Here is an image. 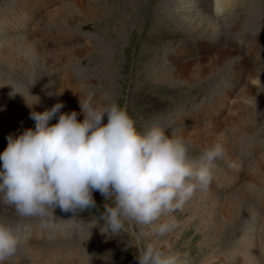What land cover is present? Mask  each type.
I'll return each instance as SVG.
<instances>
[{"label": "rangeland", "instance_id": "374dc122", "mask_svg": "<svg viewBox=\"0 0 264 264\" xmlns=\"http://www.w3.org/2000/svg\"><path fill=\"white\" fill-rule=\"evenodd\" d=\"M219 1L221 14L214 0H0V153L10 134L34 129L30 111L62 102L61 112L79 114V97L106 96L126 107L138 131L158 125L188 142L194 158L223 147L210 190L175 212L176 228L160 239L190 264H264V65L246 47L254 52L264 37V0ZM237 16L247 37L232 33ZM7 83L24 94L19 107L2 103ZM8 111L16 116L1 115ZM93 198L103 211L101 194ZM98 211L72 217L57 208L45 228L0 203V223L24 241L6 264H138L135 240L102 233Z\"/></svg>", "mask_w": 264, "mask_h": 264}, {"label": "clouds", "instance_id": "9594fccd", "mask_svg": "<svg viewBox=\"0 0 264 264\" xmlns=\"http://www.w3.org/2000/svg\"><path fill=\"white\" fill-rule=\"evenodd\" d=\"M11 87L10 96H24ZM64 107L57 102L42 113L30 111L34 129L7 137L0 153V203L48 228L57 208L72 217L98 211L93 198L98 191L105 201L96 217L103 222L100 231L133 238L138 264H190L187 253L174 251L160 238L176 228L175 212L197 191L210 190L222 146L207 147L194 158L183 138L169 137L155 124L138 131L126 107L95 92L79 97L82 122L76 111L61 112ZM148 236L157 239L145 242ZM23 244L10 226L0 223V264Z\"/></svg>", "mask_w": 264, "mask_h": 264}, {"label": "bare ground", "instance_id": "6f19581e", "mask_svg": "<svg viewBox=\"0 0 264 264\" xmlns=\"http://www.w3.org/2000/svg\"><path fill=\"white\" fill-rule=\"evenodd\" d=\"M131 1V0H130ZM121 2V1H120ZM138 2V1H137ZM220 1L219 0H214V3H215V13L216 14H221L223 11H224V4H222L221 2L219 3ZM132 3V2H131ZM96 6V5H95ZM137 9V8H136ZM253 11V9H251V8H249L248 10H247V12H252ZM67 13L69 14V18H71V17H73L74 15L72 14V12H71V10L69 9V11H67ZM134 13V12H133ZM145 14V13H144ZM236 21V23H235V25L233 26V29L235 30L234 32H232L233 33V35L234 34H239L240 33V35L239 36H248V33H247V31H245L246 30V28H244V24H243V19L241 18V17H239V16H237V19L236 20H234L233 22H235ZM133 22H134V20H133ZM142 23V22H141ZM242 29V30H241ZM207 32H209V31H207ZM242 32V33H241ZM218 34V32L216 31L214 34H213V36L214 35H217ZM210 36H212L211 34L208 36L209 38H212V37H210ZM263 36V35H262ZM252 38V37H251ZM261 38V37H260ZM237 40H240V41H245V38H243L242 37V39H235V41H237ZM247 40H249L250 41V36L247 38ZM255 40V39H254ZM247 47V50H248V53L247 54H252L251 55V57H252V60H253V64L254 65H257L258 63H256V61L258 62V61H262V63H263V60H264V37H263V39L261 38V40H259V41H256L255 42V48H256V50L253 52L252 50H253V48H252V46L251 45H247L246 46ZM222 55L223 56H227L228 57V59L229 58H231L232 57V55H234V53H233V51H229L228 49L227 50H224V52L222 53ZM249 56V55H248ZM245 57H246V55H245ZM245 57L244 56H240V54L238 55V58L242 61V60H245ZM246 59H247V57H246ZM248 60V59H247ZM249 62V61H248ZM249 63H251V62H249ZM251 63V64H252ZM261 63V65H264V64H262ZM260 64H258L257 66H259ZM213 66H214V63L212 62V65H211V67H212V70H214L213 69ZM211 67L210 66H208L207 68H205L204 69V71H207V70H211ZM263 68V70H261V75H262V77L264 78V66L262 67ZM201 70H199V72H200ZM197 74H199L198 73V71H195ZM257 74H259V72H257ZM179 75V76H178ZM182 75L183 74H181L180 72L179 73H177V77H182ZM190 75H192V74H190ZM190 77H192V76H190ZM189 79V78H188ZM7 86L9 87L5 92L3 91V101H2V103H4L6 106H10V107H12V106H14V107H19L20 106V104H17L18 103V101H20V99H21V96H20V94H16V95H14V96H10L9 95V93H11L12 91H13V89H12V87H11V85L9 84V83H7ZM6 94V95H5ZM8 100L10 101V103H8ZM63 111V110H62ZM66 112V111H65ZM68 112H70V110L68 111ZM2 116H4V117H9V118H11V117H15L16 115H15V113H11L10 111H8V112H4V113H2L1 114ZM251 118L255 121V122H257V121H259V119L257 118V116H255L254 115V112L253 113H251ZM252 128V127H251ZM223 148V147H222ZM92 248V247H91ZM91 253H93V251H91V249L89 248V246H87L86 247V249H84L83 250V253H81L82 254V256L83 257H90V255H91Z\"/></svg>", "mask_w": 264, "mask_h": 264}]
</instances>
